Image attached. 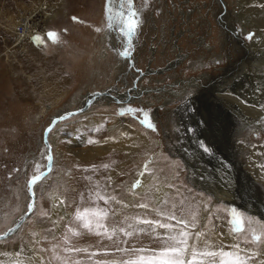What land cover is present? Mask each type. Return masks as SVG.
<instances>
[{
    "label": "rangeland",
    "instance_id": "1",
    "mask_svg": "<svg viewBox=\"0 0 264 264\" xmlns=\"http://www.w3.org/2000/svg\"><path fill=\"white\" fill-rule=\"evenodd\" d=\"M118 4L119 0H0V235L14 227L23 215H27L16 231L0 240V258L6 259L5 263L0 259V264H16L15 261L9 262L8 258L12 257L13 250L26 251V246L35 249L36 255L42 254L39 264H51L50 255L44 256V251L35 242V237L40 232L42 236V232L47 233L60 245L77 236L85 237L89 229L93 228V222L86 220L83 225L78 226L70 224L69 221L75 214L73 209H76L71 201L78 202L83 197L82 186L87 180L86 172L101 169L102 163L108 164L110 161L101 162L99 159L104 157V160L108 156L113 159V167L105 172L107 178L109 172H114L115 178L118 181L122 178L123 181L124 174L120 175V172L123 171V163L127 158L133 162L138 161L140 165L137 170L146 169L149 177L147 189L135 198L143 200L152 196L150 201H153V205L150 204V207H154L158 214L178 209L180 205L176 204L186 200V197L177 194L181 186L193 192L195 209H191L188 216L195 217L199 226L202 205L212 209L210 211L216 221L211 229L208 228L211 217L199 227L200 230L196 225L197 229L193 234L196 235L199 231V239H193L189 235L190 230L177 228L175 221L164 224L155 217L150 220L149 214L148 219L140 220L150 225L155 219V226L188 233L185 238H191V245L196 246V251L189 261H185V256H182L179 260L181 264H264L263 186L260 190H252L248 187L249 180L244 183L239 177L236 185L241 189L242 184V189L245 190L243 189V193L234 190L235 202L232 201L230 205L216 201L209 190L193 184L187 177V157L193 156V160L196 159L194 163L199 166V160H208L199 149L200 146L196 145L199 134H192L188 130L181 133L183 125L180 121H177L180 129L175 131L174 124L167 122L168 118L164 116V99L169 96L167 84L173 82L169 76L173 73H178L181 77L193 74L186 65L171 70L166 66L167 61L175 59L173 47H185V52L193 56L198 52L195 49L196 41L194 44L189 42L199 38L207 41L211 24L207 26L205 22L214 21L219 25L217 17L225 16L226 12L220 8L219 15L216 14L218 11L214 0H122L121 16ZM233 8L234 5H229L230 10ZM181 12L185 15H181ZM236 12L237 8L233 10V14L236 15ZM233 14L231 15L234 16ZM184 17L188 20H184ZM235 24L238 26L239 21H235ZM235 24L232 22L228 28ZM21 26L23 32H19ZM188 30L194 34L191 40L185 39ZM244 37L249 45L254 32ZM231 57H244L243 61L246 63L226 85L239 90L244 88V84L253 86L256 83L257 87L251 88L259 89L264 96V73L257 70L264 65V59H247L239 51L232 52ZM215 66L221 65L216 63ZM221 72L213 71L211 74ZM222 74L229 77L227 72ZM181 87H178V91ZM218 87L220 86H216ZM113 90L120 95L119 98L112 93ZM207 91L198 93L191 100L193 112L207 114L208 120L214 122L215 130L221 131V152L214 149L215 155L224 162L225 157L221 154L225 149L228 156H234V164L238 162L245 166L246 158L242 156V159L234 146L248 140V137L252 138L251 141H259L264 139V135L259 132L250 136L238 132V128L214 108L213 101L210 102V91ZM98 92L102 94L100 98L96 97L81 111L90 96ZM185 106H180L179 111ZM152 112H156L157 116L160 114L159 124ZM62 116L66 118L58 121L48 132L47 146L43 141L44 133L54 118ZM116 118L130 121L147 142V148L137 143L118 150L117 136L108 129L112 119ZM260 125L262 126L259 128L264 131V121ZM81 136L85 139L78 142ZM104 142H113V146L103 152L102 156L95 155L86 159L88 157L85 154L71 153L88 151L96 143ZM171 144L176 145L178 151L174 152ZM230 145L234 154H229ZM196 151L201 154V158ZM49 160L50 169L43 175ZM173 161L186 170L184 175L175 172L174 176L168 170ZM207 164L211 165L206 161L204 165ZM203 170L205 177L217 178L216 172L211 173L206 167ZM177 175L180 182L176 179ZM112 184L110 181L109 194L116 193L114 187L111 189ZM153 190L164 194L160 199L157 197L158 200H154ZM53 198L64 204L65 210H62L58 218L52 214ZM189 200L184 201L185 205L189 204ZM84 205L78 204L77 207L86 211L87 207ZM250 205H253V209ZM184 207L183 205L181 208ZM80 212L83 210H79L78 215ZM128 227L124 225L127 236L130 235ZM138 232L152 239L161 236L160 232L152 230L151 225ZM214 233H218L223 241L215 242L211 237ZM224 237L234 239L235 244L224 241ZM138 238L140 237L137 236L135 240ZM85 247L87 244H82L80 248L73 246L72 249H78L81 253L75 256L73 254L62 261V264H120V260L113 258L104 263L105 255L99 254L97 257L94 254L97 249ZM67 248L71 249L69 246ZM217 251L219 253L215 254ZM88 255L91 257L87 258Z\"/></svg>",
    "mask_w": 264,
    "mask_h": 264
},
{
    "label": "bare ground",
    "instance_id": "2",
    "mask_svg": "<svg viewBox=\"0 0 264 264\" xmlns=\"http://www.w3.org/2000/svg\"><path fill=\"white\" fill-rule=\"evenodd\" d=\"M232 1L233 2L225 1V6L222 5V7L226 8V14L229 19L226 18V16H219L221 27L218 28L212 23L208 24L209 26L211 24V32L208 35L210 39L198 44V47L195 48L198 52L193 54L194 57L191 56L189 52H185L187 50H184L185 47H173V56L175 59L167 61L166 66L171 70L186 65V67L189 66L191 68L193 74L181 77L178 73H173L169 76L173 82L167 84V92L169 96L164 99V105L166 106L164 116L168 118L167 122L174 124L173 128L175 131L180 129V127H178L179 123H177V121H180L181 125H183L181 133L182 131L185 133L187 130L192 134L193 132H197L199 137H197L196 140L198 139L199 141L197 140L198 143L196 145L200 146L199 149H201L208 158V160L205 159L201 162L199 158H197L199 160L198 162L201 164L199 166V164L197 165L194 163L196 159L193 160V156L185 157L187 159L186 166L189 181L191 180L193 184L198 185L199 187H205L210 193H212V196L216 201L220 200L230 205L232 204V201L235 202V196H233L234 190L243 193V185L241 184V189L236 185L238 181L237 178L240 177L241 181L244 183L245 180H249L248 187L252 190H260L262 189V186L264 188V139L254 142L251 141L252 138L248 137L249 141L245 139L240 143H236L237 145L236 147L234 146V148L239 152L241 158L242 156L243 158H246L247 164H245V166H243V164L239 165L238 162H235V164L233 163L232 159L234 156L232 157L230 153L234 154V150L231 145V150L229 148V156L227 155V150H222L221 156L225 157L223 162L221 158H218L214 153V149L221 152L219 149V144L221 143L220 140H222L220 138L223 137L221 131L215 130V125H213L214 122L208 120L207 114L199 115L193 112V107L190 104L191 100L194 99L198 93H204L209 90L211 95L210 102L213 101L214 108L217 109L218 113L221 114L225 120L227 119L231 121L234 126L238 128V132L250 136H253V133L259 132L264 135V131L260 129L262 126L260 124L264 121V96L259 89L255 88L257 87V84H253V86H255L253 89L251 88L253 86L244 84V88L239 90L238 88H230L226 85L232 81L240 71L241 67L246 63L243 61L244 57L232 58V52L239 51L246 55L247 59L255 60L256 57H259L262 61L264 59V0ZM229 5H234V8L230 10ZM236 8L238 9V12H236L235 15L233 14V10ZM235 19L239 21V24L237 25L240 26H234L232 29H227L226 23ZM27 32L29 31L27 30ZM251 32H254V37L252 38V43L248 45V41L244 40V38H246L244 36H247ZM191 36L192 35H186L185 39L188 40ZM30 38L31 36H29V39ZM216 63L221 66L216 67ZM257 66L256 63V67ZM257 70L260 71V73H264V65L260 66ZM213 71L222 72L212 75L211 73ZM224 72H227L229 77L223 75L222 73ZM246 81H248V79H246ZM180 86L182 87L178 91V87ZM216 86H220L221 88H216ZM188 87L190 88L188 89ZM112 93H115L116 98L120 97V95L116 94V90H113ZM108 95L112 96L111 98L113 99L115 98L113 95ZM98 98H100V96H98ZM182 105L186 106L182 111H179V108ZM152 113L155 115V119L159 124L160 119H158V116H160V114L157 116L156 112ZM213 117L216 119V114H214ZM85 121L86 120H84V122ZM81 122L82 121H80V123ZM129 122L130 121L125 122L121 118H116L114 120L112 119V124L109 125V131L114 132L113 134L117 136L119 141V143L116 144L118 150L127 148L126 145H129L130 147L135 146L137 143L138 145L140 143L141 145L143 144L144 147L147 146L145 145L147 142L131 125V122ZM94 123L96 124L97 120H95ZM190 137L194 138V136ZM84 139L85 137L81 136L78 142H82ZM182 140L184 139L182 138ZM180 145V150H182V144L180 143ZM111 146H113V142L112 144L109 142L100 144L96 143L91 149H88V151L80 150L71 153L79 155L85 154L88 157L86 159H89L95 157V155L102 156L103 152L105 153V151L109 150ZM170 147L174 152L178 151L176 150V145L171 144ZM194 148L192 149V152H194ZM188 149L191 150L190 148ZM197 153L198 152L196 151V154ZM198 154L201 158V154ZM202 156L204 155L202 154ZM108 157L104 160L102 159L104 157L99 158L101 159V162L107 160L110 161L106 165L102 163L101 165L103 166H101V169L95 168L86 172L87 180L85 185L82 186L84 195L78 200V202L71 201L73 205L70 204V206H76V209H73L75 214L69 223L78 226L83 225L86 220H92L93 228L89 229L88 234L85 237L77 236L71 241H67L68 243L63 242V245L52 240V238L44 232H42L43 236L40 232V234L38 233L35 237V242H37L38 246L44 251V256H47V254L50 255L51 258L49 259V263L62 264V261L72 257L73 254V256H75L78 253H81L78 249H72V247L75 246L80 248L82 244H87L85 249H97L94 253L97 257H99V254L105 255L103 258L104 263L107 259L113 258L115 260H120V264H181L179 260L182 256H185V261H189L192 258V253L196 251V246L191 245V238L188 237V240L185 238L188 236V233L178 231L179 229H164L160 226H155V219H153L150 224L152 230L160 232L161 236L152 239V237L142 235L138 232L145 227L150 226L149 224L147 225L146 223H143L142 221L144 220L142 219H148L149 216L147 214H149L151 218L150 220L155 217L158 221L163 222L164 224L168 221H175L177 228L181 227L184 228V230H190L189 235L192 238L196 237L199 239V231H197L196 235L193 234L197 227L198 229L199 227H202L205 224L204 222H206V219L211 217V221L208 224V228L211 229L212 224L216 221L211 213L212 209L210 208V211L207 207L202 205L201 226H199V221L196 223L195 217L190 218L188 216L190 213L189 211L195 209V204L192 199L195 198L193 192L188 188L181 186L177 194L181 197H186V200L184 199L183 202L176 204L180 205L178 209H174L168 213L163 212L162 214H158L154 207H150V204L153 205V201H150L152 196L149 195V199L143 200H137L135 198L136 195H139L147 189L149 177L147 171H145L146 169L137 170V166L140 165L138 164V161L133 162L127 158L126 162L123 163L124 169L120 172V175H122V173L124 174L123 181H121L122 178L118 181L113 174L114 172H109V178H107L104 175L105 172L113 167L111 164L113 159L111 156ZM206 161L211 163V165H204ZM204 167H206L211 173L216 172L217 178H211L210 176L205 177V171L203 170ZM168 170L171 171L174 176H176L175 172L183 175L184 172H186V170H183L182 167L174 161L171 162ZM176 179L179 182L181 181L178 175ZM110 181L113 182L111 189L114 187L116 193H108ZM163 194L164 192L161 191L160 193L159 190H155L153 192L154 200H158L157 197L160 199ZM188 199H190L189 204L185 205L184 201H188ZM52 203L53 217L58 218V215L65 210H63L64 204L61 200L59 201L56 198H53ZM182 203L185 206V210L181 208L183 206ZM78 204L79 206L85 204L84 207H87V210L85 211L83 208L77 207ZM247 207L249 206L247 205ZM250 208L253 209V205H250ZM79 210H83V212H80L78 215ZM76 217L77 219H75ZM124 225L129 226V236H127V229L124 228ZM262 229L261 226V230ZM137 236L140 238L135 240ZM211 237L215 242H218L219 240L223 241L218 233L212 234ZM224 241L231 245L235 244V240L230 237H227V239L225 238ZM66 245L73 251L71 249L68 250ZM25 249L26 251L13 250L12 257L8 258L9 262L15 261L16 264H39V259L42 257V254L36 255L34 252L35 249L33 250L28 246H26ZM199 253H201V250ZM217 253L219 252L217 251L215 254ZM88 256L89 257L87 258L91 257V255ZM262 256L264 257V254ZM0 259L5 263L4 260L6 259H4V257H1ZM89 260L92 261L93 259ZM172 261H174V263Z\"/></svg>",
    "mask_w": 264,
    "mask_h": 264
},
{
    "label": "water",
    "instance_id": "3",
    "mask_svg": "<svg viewBox=\"0 0 264 264\" xmlns=\"http://www.w3.org/2000/svg\"><path fill=\"white\" fill-rule=\"evenodd\" d=\"M122 0H119V4H118V9L120 10V15L122 16V13H123V11H122V9H121V6H120V2H121ZM128 40V39H127ZM127 58H129V57H127ZM132 65V64H131ZM101 95V93H95V94H93V96H91V98H89L88 100H87V104L84 106V108L83 109H81V111H83L84 109H86L87 108V106H88V104H90L96 97H98V96H100ZM70 116V115H69ZM64 118H66V117H64V116H62V117H56V118H54L52 121H51V124H50V126L48 127V129H46V131H45V133H44V136H43V141H44V143L47 145V141H46V137H47V134H48V132L53 128V126L58 122V121H61L62 119H64ZM48 146V145H47ZM50 169V160L48 161V165H47V169H46V171L43 173V175L45 174V173H47L48 172V170ZM41 176H42V174H41ZM32 187V183H31V185H30V188ZM30 197L32 198V193H31V190H30ZM29 211H30V209H31V207L29 206ZM27 215L25 214V215H23L18 221H16V223H15V225H14V227H11L9 230H7L5 233H3L2 235H0V240H3V239H6L8 236H10L14 231H16V229L19 227V225L24 221V219H25V217H26Z\"/></svg>",
    "mask_w": 264,
    "mask_h": 264
},
{
    "label": "flooded vegetation",
    "instance_id": "4",
    "mask_svg": "<svg viewBox=\"0 0 264 264\" xmlns=\"http://www.w3.org/2000/svg\"><path fill=\"white\" fill-rule=\"evenodd\" d=\"M215 1V4H216V7H217V11L218 12H216V14H218L219 13V9L220 8H223V10H224V12H226V8L225 7H222V5L223 6H225V1L224 0H214ZM175 8V7H174ZM197 11H198V9H197ZM182 13H183V16L185 15L184 14V12H181V15H182ZM219 15V14H218ZM123 16V15H122ZM226 16V18H228L229 19V17L227 16V14L225 15ZM111 19H112V17H111ZM110 19V20H111ZM188 20L186 17H184V20ZM217 19H218V21H219V25H216L215 23H214V21H212L211 23L212 24H215L217 27L219 26V27H221V21L219 20V17H217ZM184 22V21H183ZM232 22H234V24H235V20H230V21H228L227 23H226V28L227 29H232V28H228V25H231L232 24ZM205 24L208 26V24H209V21L207 20V22H205ZM235 26H236V24H235ZM239 26V25H238ZM237 27V26H236ZM187 35H192L191 36V38L189 39V40H191L192 38H193V36H194V34H192L191 33V31H189L188 30V33H187ZM208 39H209V36H208ZM194 41H196V44H195V46H196V48L198 47V44H200L202 41H206V39L205 38H199V39H197V40H193V41H191V42H189V44L191 43V44H194ZM157 72H159V71H157ZM148 73V72H147ZM160 73H162V71L160 70Z\"/></svg>",
    "mask_w": 264,
    "mask_h": 264
},
{
    "label": "built area",
    "instance_id": "5",
    "mask_svg": "<svg viewBox=\"0 0 264 264\" xmlns=\"http://www.w3.org/2000/svg\"><path fill=\"white\" fill-rule=\"evenodd\" d=\"M23 31H24L23 26H21L20 29H19V32H23Z\"/></svg>",
    "mask_w": 264,
    "mask_h": 264
}]
</instances>
